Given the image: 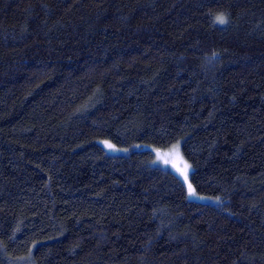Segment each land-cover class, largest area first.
<instances>
[{
	"label": "trees",
	"instance_id": "1",
	"mask_svg": "<svg viewBox=\"0 0 264 264\" xmlns=\"http://www.w3.org/2000/svg\"><path fill=\"white\" fill-rule=\"evenodd\" d=\"M0 264H264V0H0Z\"/></svg>",
	"mask_w": 264,
	"mask_h": 264
},
{
	"label": "rangeland",
	"instance_id": "2",
	"mask_svg": "<svg viewBox=\"0 0 264 264\" xmlns=\"http://www.w3.org/2000/svg\"><path fill=\"white\" fill-rule=\"evenodd\" d=\"M153 153L152 164L174 172L182 180L188 198L199 201L207 200V198L196 194L192 187L190 181L191 165L182 155L180 141H176L166 148L153 149Z\"/></svg>",
	"mask_w": 264,
	"mask_h": 264
},
{
	"label": "snow or ice",
	"instance_id": "3",
	"mask_svg": "<svg viewBox=\"0 0 264 264\" xmlns=\"http://www.w3.org/2000/svg\"><path fill=\"white\" fill-rule=\"evenodd\" d=\"M217 21H218L219 23H221V24H223V23L226 22L224 16H222V15L217 17ZM189 187H191V186H189Z\"/></svg>",
	"mask_w": 264,
	"mask_h": 264
}]
</instances>
